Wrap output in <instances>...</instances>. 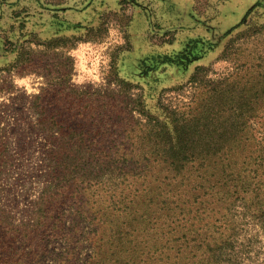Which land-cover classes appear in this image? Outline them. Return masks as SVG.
<instances>
[{
	"label": "rangeland",
	"instance_id": "374dc122",
	"mask_svg": "<svg viewBox=\"0 0 264 264\" xmlns=\"http://www.w3.org/2000/svg\"><path fill=\"white\" fill-rule=\"evenodd\" d=\"M216 1L194 0L200 14L212 4L208 14L220 37L260 0ZM136 6L147 15V38L156 46L148 45L143 15L136 11L132 20ZM193 6V0H0V148L12 153L10 176L20 177L7 202L19 223L37 195L21 194L19 185L29 175L37 180L32 172L42 171L49 149L65 146L70 128L83 129L107 160L127 163L121 176L137 184L140 210L148 207L140 203L145 191L156 199L183 176L175 177L164 157L146 154L158 143L144 127L148 122L177 125L206 108V98L216 113L232 108L250 118L236 129L264 128V4L196 59L164 56L177 44L158 45L175 30L182 28L185 38L196 32L200 15ZM258 141L256 133L249 145ZM100 203L103 215L108 204ZM78 219L66 216L67 225L48 237V228L34 233L31 245L0 230V264H115L104 258L108 246L100 242L98 220Z\"/></svg>",
	"mask_w": 264,
	"mask_h": 264
},
{
	"label": "trees",
	"instance_id": "16d2710c",
	"mask_svg": "<svg viewBox=\"0 0 264 264\" xmlns=\"http://www.w3.org/2000/svg\"><path fill=\"white\" fill-rule=\"evenodd\" d=\"M202 101L206 108L177 125L159 119L144 125L158 140L146 154L164 157L174 176H183L156 199L145 191L140 203L148 207L141 210L137 184L121 176L127 163L107 160L83 129L70 128L65 146L49 149L42 171L32 172L37 180L29 175L28 184L19 185L21 194L37 193L26 222L19 223L7 202L20 177L10 176L12 153L1 146L0 230L31 245L34 233L48 228L43 233L51 236L67 225L66 216L79 215L85 224L98 220L100 242L108 246L104 258L115 264H264V128L236 129L249 122L246 114L232 108L216 113ZM256 133L259 141L251 146ZM102 200L108 204L103 215Z\"/></svg>",
	"mask_w": 264,
	"mask_h": 264
},
{
	"label": "crops",
	"instance_id": "0c3cea01",
	"mask_svg": "<svg viewBox=\"0 0 264 264\" xmlns=\"http://www.w3.org/2000/svg\"><path fill=\"white\" fill-rule=\"evenodd\" d=\"M210 1H212V3H213L215 0H210ZM220 1H222V0H218L215 3L220 2ZM193 4H194L193 9L195 10L196 13H198L196 11V9H195V2H194V0H193ZM263 4H264V0H260L258 3H256L254 6H252L248 10V12L245 15L243 21L240 24H238L237 26L233 27L228 33L237 30L241 26V24L244 22V20L251 13H253L256 9L261 8L263 6ZM211 7H212V4L211 5H207L206 10L204 11V13H201V14L198 13V15H200L199 16L200 19H199L198 23L196 24L197 25V30L193 34V36H189V37H186L185 38L184 37V34H183L181 37H179V30H181L182 29L181 28L179 30H175L174 31V33L172 34L173 38H172L171 41L165 42V43H162V44L158 45V46H161V45H164V44H170L171 46L172 45L174 46V45L177 44V46H175L176 50H174L172 53H170V52L169 53H166L165 52L164 56H170V55L177 56V55H180L181 53H185V52L188 53V54H192L193 56H195V53L196 52H198V53L204 52V49L206 47H208V45H210V43H212L213 41L218 40L221 37H224L226 34H228V33H226L224 35H221L220 37H218V35L216 34V28L212 24V19L209 18V14H208L211 11V9H210ZM136 11L140 12L141 15H143V19L146 21L145 22V27H144L145 28L144 29V32L146 33L145 36L147 38L148 37V30H149V24H150V22H149V20L147 18L146 13L139 6H136V7L133 8L132 20L134 19L133 18V15H134V13ZM132 20H131V24H130V34L131 33L132 34L130 36H131V40L133 42V40H134V34L135 33H134V30L132 29ZM167 31L169 32L171 30L168 29V30H166V32ZM147 40H148V45H150V46L151 45L152 46H156V44L150 42V40L148 38H147ZM134 50H135V48L133 49V52H134ZM158 56H162V55H158ZM196 58H197V56H196ZM198 58L200 59V57H198Z\"/></svg>",
	"mask_w": 264,
	"mask_h": 264
}]
</instances>
